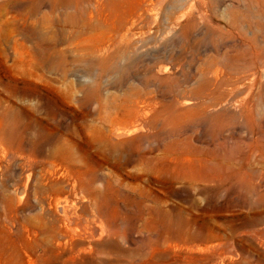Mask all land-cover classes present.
<instances>
[{"label": "rangeland", "instance_id": "rangeland-1", "mask_svg": "<svg viewBox=\"0 0 264 264\" xmlns=\"http://www.w3.org/2000/svg\"><path fill=\"white\" fill-rule=\"evenodd\" d=\"M103 1L0 0V264H264V0Z\"/></svg>", "mask_w": 264, "mask_h": 264}, {"label": "bare ground", "instance_id": "bare-ground-1", "mask_svg": "<svg viewBox=\"0 0 264 264\" xmlns=\"http://www.w3.org/2000/svg\"><path fill=\"white\" fill-rule=\"evenodd\" d=\"M125 2V0H104L103 2H100L99 4V7H96V10L93 11L95 12L96 14L98 15H103L107 12H114L115 11V8L117 6H119L120 4H123ZM93 12L91 13V17L95 16L93 14ZM112 15V14H111ZM136 23V22H135ZM128 31V30H127ZM132 31V30H131ZM127 33H125L123 35V37H126ZM131 45V44H130ZM145 102V101H144ZM151 105V104H150ZM148 108V107H147ZM142 109V108H141ZM140 111L139 109H137V113L140 114ZM6 239V238H5ZM8 247V246H7ZM2 255V253H0V256ZM8 264H22V261L20 260V258L18 257H11L9 259V262Z\"/></svg>", "mask_w": 264, "mask_h": 264}]
</instances>
